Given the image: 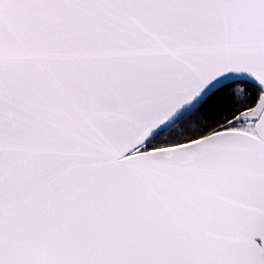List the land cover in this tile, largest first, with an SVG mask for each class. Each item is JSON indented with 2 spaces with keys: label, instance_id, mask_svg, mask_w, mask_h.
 <instances>
[{
  "label": "snow or ice",
  "instance_id": "6c2138e0",
  "mask_svg": "<svg viewBox=\"0 0 264 264\" xmlns=\"http://www.w3.org/2000/svg\"><path fill=\"white\" fill-rule=\"evenodd\" d=\"M0 264H264V0H0Z\"/></svg>",
  "mask_w": 264,
  "mask_h": 264
}]
</instances>
